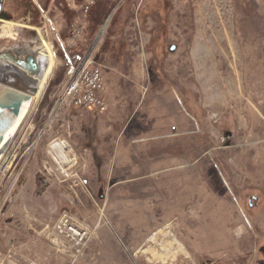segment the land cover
<instances>
[{
    "label": "rangeland",
    "instance_id": "374dc122",
    "mask_svg": "<svg viewBox=\"0 0 264 264\" xmlns=\"http://www.w3.org/2000/svg\"><path fill=\"white\" fill-rule=\"evenodd\" d=\"M2 1L14 21L0 20V52L34 68L46 47L51 62L17 152L0 161V264H264V0H119L90 43L87 22L75 48L87 40L103 67L104 112L62 101L66 82L53 86L73 68L55 1L33 0L51 7L44 16ZM0 82L30 89L17 72ZM134 85L149 87L135 104L125 97ZM152 103L163 121L177 111V137L148 143L146 165L112 166L111 139L138 105L125 131L144 137ZM57 139L69 144L60 166ZM63 217L86 231L82 242L58 228Z\"/></svg>",
    "mask_w": 264,
    "mask_h": 264
},
{
    "label": "built area",
    "instance_id": "2783aa9c",
    "mask_svg": "<svg viewBox=\"0 0 264 264\" xmlns=\"http://www.w3.org/2000/svg\"><path fill=\"white\" fill-rule=\"evenodd\" d=\"M67 3L72 8H76V3L74 0H67ZM92 3V0H87L80 6L81 14L77 19V24L71 36L72 41L70 43V50L77 47L78 42L83 39L85 26L87 23V15ZM105 92L106 83L104 79L103 67L101 64L95 61L94 51L90 50L85 54L80 64L77 67L72 68V72L64 88L62 101L65 100V102L73 105L76 108L87 109L89 111L97 110L100 112H104L107 109ZM56 142H60V145L63 146L66 145V148L69 149V144L65 140H54L52 141L51 145ZM12 148L13 146H11L10 143L8 147L3 151V153L9 155L8 158L10 159L12 155L17 152L18 147H16L14 150H12ZM54 159L56 158L54 157ZM70 225V221L63 217L58 223V228L61 230L68 228L73 233L74 236L72 237L74 238V240L78 243L82 242L86 237V231L77 227L74 228ZM26 264L39 263L35 261H27Z\"/></svg>",
    "mask_w": 264,
    "mask_h": 264
},
{
    "label": "crops",
    "instance_id": "0c3cea01",
    "mask_svg": "<svg viewBox=\"0 0 264 264\" xmlns=\"http://www.w3.org/2000/svg\"><path fill=\"white\" fill-rule=\"evenodd\" d=\"M74 1L76 3L75 4L76 8H72L69 5L68 6L76 12H80V6L82 3H78L77 0H74ZM55 8H58V7L55 5ZM50 9L51 7L48 8L45 11V13L48 14ZM60 10L62 11L61 7H60ZM62 15H63V18L65 19L63 11H62ZM42 16H44V14H42ZM63 43H65V41H63ZM140 87H142L144 90V92L143 90L141 91V94L139 92ZM148 88L149 87H146V86L134 85L132 86V89L129 90V93H127L125 97L128 96L129 99L131 97V102L133 104L141 102L145 98V94L148 91ZM137 92L138 94L135 96L134 93H137ZM105 98L106 100L111 101V97L109 98L107 96V92L105 93ZM123 101L124 100L122 99V102ZM153 103L150 106L151 111L153 112L150 111L140 122H138L140 126H143V127L146 126L144 137L132 138L133 136H128L125 131L132 121L135 120L137 124V119H138L137 117L139 115L138 112L140 109V106L138 105L136 106V109L133 112V114L130 117L128 116L129 120H128V123L126 124V127L123 128V130L120 133H118L111 139L112 142L110 146H113V147L112 149H109V153H107L105 159L107 161L108 160L113 161V163L111 164L112 166L114 165L128 166L130 165L129 163H126V164L119 163V161H126L127 159L128 160H131V159L140 160L141 159L144 161V164L146 165L148 164V162L146 163V161L153 160L155 158V153H156V147H155L156 145L155 146L148 145V143H154L152 141H155V140L162 141L163 139H172L174 137H177V134H175L174 132H171L172 130L177 129V121L173 120V117H171L173 115H176L177 117L178 115L177 111L175 110L173 113L169 112L168 116L165 117L166 120L163 121V118L161 117V113L160 112L158 114L157 112L155 113V109H156L155 106L157 107V104H153ZM176 108L177 107L175 106V109ZM108 135L110 134L108 133ZM138 146L140 148H138ZM144 146H147V147H144ZM159 147L160 146H158V148Z\"/></svg>",
    "mask_w": 264,
    "mask_h": 264
},
{
    "label": "trees",
    "instance_id": "16d2710c",
    "mask_svg": "<svg viewBox=\"0 0 264 264\" xmlns=\"http://www.w3.org/2000/svg\"><path fill=\"white\" fill-rule=\"evenodd\" d=\"M78 1V0H77ZM79 2V1H78ZM82 2V1H81ZM119 0H94L93 4L90 7V10L87 15V24L86 26V34L88 35V43L92 41V39L96 36L98 30L100 29L101 26L105 23V21L109 18V16L112 14V12L115 10ZM23 5L24 13L25 14H33L34 16H39L42 15L43 11L46 9L38 8L35 6V2L33 0H23L21 2ZM55 3L61 7L65 18L67 19L68 22V29L71 33H73V30L75 28V22H76V16L77 14L75 13L74 10H72L68 4L65 2V0H55ZM80 3V2H79ZM118 16V12L114 15V17ZM110 38V37H108ZM84 45H87V40ZM110 40H107V44H109ZM79 48H74L72 50H65L66 54V61L74 67H77L82 59L84 58L87 48L86 46ZM60 77L53 83V86L56 88L58 87L61 83L64 84L67 82L68 77L66 78V74L64 71L59 75ZM53 87V88H54ZM52 103V101H51Z\"/></svg>",
    "mask_w": 264,
    "mask_h": 264
},
{
    "label": "bare ground",
    "instance_id": "6f19581e",
    "mask_svg": "<svg viewBox=\"0 0 264 264\" xmlns=\"http://www.w3.org/2000/svg\"><path fill=\"white\" fill-rule=\"evenodd\" d=\"M0 54L2 53L0 52ZM32 54H34L33 51L29 55V57H33ZM37 57H38L36 60L37 64L34 68L29 66L28 65L29 63H25L26 65L24 66L20 65L17 61L16 63H13L11 60H9V58L0 60V75L5 76L10 72H17L18 74L21 75V78L23 79L24 83L30 86V89L28 91L25 90L24 92L33 94L35 93V90L41 85V83L45 80L51 62L49 50L46 47L41 51H39ZM15 90L18 89L13 88L12 86L7 85L6 83L0 82V97L7 99L10 96V94ZM24 119L22 120V122L24 121ZM22 122L20 123L14 135L12 136L11 142L14 139L16 132L19 130ZM57 145H60V142H56L53 145H51L50 153L53 157L56 158L55 159L56 163L60 164L61 162H63V160H65L68 148H66V145L64 146L63 145L57 146ZM3 151L4 150H0V161L4 155Z\"/></svg>",
    "mask_w": 264,
    "mask_h": 264
},
{
    "label": "water",
    "instance_id": "95a60500",
    "mask_svg": "<svg viewBox=\"0 0 264 264\" xmlns=\"http://www.w3.org/2000/svg\"><path fill=\"white\" fill-rule=\"evenodd\" d=\"M0 20L14 21V15L4 8L2 0H0ZM177 49L176 44L169 47L171 52ZM5 58L14 60L10 55L0 54V60ZM29 61L36 66L33 58H29ZM18 63L22 66L26 65L22 61ZM33 99L32 94L21 90H15L7 99L0 97V150H5L10 144L16 129L27 115Z\"/></svg>",
    "mask_w": 264,
    "mask_h": 264
},
{
    "label": "flooded vegetation",
    "instance_id": "af4514ba",
    "mask_svg": "<svg viewBox=\"0 0 264 264\" xmlns=\"http://www.w3.org/2000/svg\"><path fill=\"white\" fill-rule=\"evenodd\" d=\"M1 76V75H0ZM3 76V75H2ZM12 81V80H11Z\"/></svg>",
    "mask_w": 264,
    "mask_h": 264
}]
</instances>
